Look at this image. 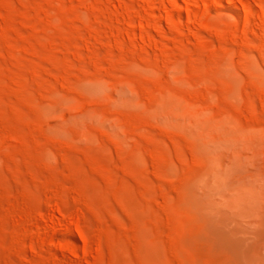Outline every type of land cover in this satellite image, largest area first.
<instances>
[{
  "label": "rangeland",
  "instance_id": "1",
  "mask_svg": "<svg viewBox=\"0 0 264 264\" xmlns=\"http://www.w3.org/2000/svg\"><path fill=\"white\" fill-rule=\"evenodd\" d=\"M0 264H264V0H0Z\"/></svg>",
  "mask_w": 264,
  "mask_h": 264
},
{
  "label": "bare ground",
  "instance_id": "2",
  "mask_svg": "<svg viewBox=\"0 0 264 264\" xmlns=\"http://www.w3.org/2000/svg\"><path fill=\"white\" fill-rule=\"evenodd\" d=\"M227 3H228V1H227ZM229 5V4H228Z\"/></svg>",
  "mask_w": 264,
  "mask_h": 264
}]
</instances>
